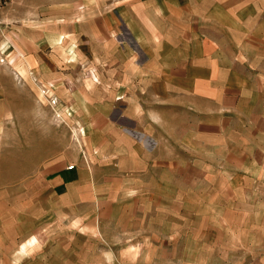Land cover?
Wrapping results in <instances>:
<instances>
[{"label":"crops","instance_id":"1","mask_svg":"<svg viewBox=\"0 0 264 264\" xmlns=\"http://www.w3.org/2000/svg\"><path fill=\"white\" fill-rule=\"evenodd\" d=\"M57 3L82 11L75 12L74 18L83 17L73 23L83 26L88 40L123 52L130 47L133 69L141 72L135 85L150 86L142 98L149 96L158 117L152 122L153 147L145 146L144 132L131 143L110 127L91 136L89 150H42L29 172L45 190L37 180L28 182V222L24 226L22 204L17 206L15 233L0 243L3 256L16 251L18 260L33 257L35 264H195L201 243L223 239L226 245L236 240H246L240 248L248 245V233L235 231L246 215L254 223L252 238L260 243L264 0H51L49 5ZM181 113L196 121L180 125L179 140L174 117ZM179 144L186 147L185 157ZM152 212L157 213L153 226Z\"/></svg>","mask_w":264,"mask_h":264},{"label":"rangeland","instance_id":"2","mask_svg":"<svg viewBox=\"0 0 264 264\" xmlns=\"http://www.w3.org/2000/svg\"><path fill=\"white\" fill-rule=\"evenodd\" d=\"M50 1L0 0V243L6 235L15 233L13 212L17 206L22 204L24 226L28 222V182L37 180L38 187L45 190L41 180L29 172L43 152L48 154L55 147L68 152L75 148L89 150L91 136L104 135L110 127L121 130L131 143H137L144 132L148 134L143 139L145 146L153 147L152 122L158 117L152 113L149 96L142 98L150 86L135 85L141 72L133 69L130 47L129 52H123L121 47L88 40L83 26L73 23L83 17L74 18L75 12L82 11H71L58 3L49 5ZM21 67L23 73L18 71ZM41 91L45 95H40ZM174 119L179 140L183 133L180 125L196 121L194 115L183 113ZM179 155L186 156V147L181 144ZM214 180L221 183L220 178ZM204 184L198 183L202 191ZM150 216L151 224L157 221V213ZM237 217L232 218L242 222L235 231L241 234L240 229L245 230L249 244L240 248L246 240L226 245L223 239L209 246L201 243V257L195 264H264V236L257 243L252 238L255 227L251 217ZM236 243L237 248L233 246ZM214 252L217 255L211 257ZM16 253L6 254L10 258L7 263L4 246L0 245V264L36 263L33 257L18 260ZM184 261L172 260L171 264L194 263ZM153 263L163 264L161 260Z\"/></svg>","mask_w":264,"mask_h":264},{"label":"built area","instance_id":"3","mask_svg":"<svg viewBox=\"0 0 264 264\" xmlns=\"http://www.w3.org/2000/svg\"><path fill=\"white\" fill-rule=\"evenodd\" d=\"M74 166H73V163H71V164H69L68 166H67V168L68 169H71V168H73Z\"/></svg>","mask_w":264,"mask_h":264},{"label":"bare ground","instance_id":"4","mask_svg":"<svg viewBox=\"0 0 264 264\" xmlns=\"http://www.w3.org/2000/svg\"><path fill=\"white\" fill-rule=\"evenodd\" d=\"M44 92V91H43Z\"/></svg>","mask_w":264,"mask_h":264}]
</instances>
